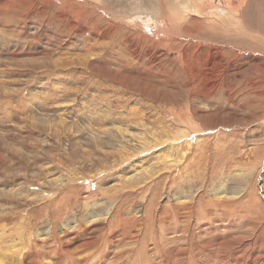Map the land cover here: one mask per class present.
I'll return each mask as SVG.
<instances>
[{"label": "rangeland", "instance_id": "obj_1", "mask_svg": "<svg viewBox=\"0 0 264 264\" xmlns=\"http://www.w3.org/2000/svg\"><path fill=\"white\" fill-rule=\"evenodd\" d=\"M0 1V12L2 13H0V214L5 217L1 223H5L7 227H10L20 225L22 221L32 222L34 227L32 233L40 240H38V244L43 246L45 245L43 244L44 241L42 242L40 237L36 235L37 230L44 232L45 228L51 227V225L54 227L56 224L59 227L61 222L67 219L68 216L74 217L76 223L81 222V219L83 222L85 213L89 210L85 203L91 202L90 208L95 205V207L102 209V213L111 208V202L114 197H120L121 195L120 191L107 190L110 185L119 186L118 177L120 173L113 174L116 167L123 171L127 169L128 165H131L135 172L132 160H137V158L136 168L137 166L144 167L146 165H148V168H153L156 165L155 162H150L147 157L141 158L135 154L119 161H112L111 153L115 151L119 154L120 148H112L107 141L97 144L96 140H93L87 131L83 135L77 130L79 126H84V124L93 125L92 128H95L96 131L103 127H111L112 125L109 123L110 117L106 116L105 119L104 117L105 115L113 114L117 120H120L124 117L121 113L125 111L120 105L144 110L145 106L148 107L147 102H152L151 99L154 101V99L156 100L164 95L169 97L177 96L175 94H178V101L181 98V102H179L183 105L188 93L179 87L185 79L182 71L179 70V66L182 64L181 67H183L184 63V66L190 65L192 62L190 63L187 59L191 60L193 55H195V48L189 45L185 39H189L187 37L190 36L191 32L187 31V29L189 26H196V19H191L194 24L188 22L186 23L187 25L181 26L183 28L181 29L180 27L181 30L178 33L177 30L168 31L170 33L167 31L162 33L159 32L160 26L158 27V23L155 24L153 22L156 20L151 16L146 18V15H142L139 16V20L134 18L127 20V24H130L127 26H123L120 23V17L126 14L125 11L128 8L136 6L137 3L146 8L157 0ZM79 1L82 2L80 3ZM75 4L76 6L80 4L78 5L80 7H76ZM250 4H252V8L249 10L248 15L254 22L257 21L258 27L262 22V18L260 19L259 16L261 11L264 10V0H245L244 5L249 6ZM16 5L19 6L17 7ZM24 5H26V8ZM83 9L87 10L86 13ZM74 11L77 17L72 13ZM89 16L91 18L88 20ZM244 19L247 22L245 17ZM123 20L125 21V19ZM219 23L220 26L209 27L212 29L207 31L209 35L207 38L211 36V39H207L209 41L208 44L199 41L197 43L210 46L213 45L212 43L227 44L229 48L233 47L239 52L242 50L241 53L244 55L242 62L245 61V64L252 67L255 66L259 71L263 72L261 67H264V33L254 30L252 27H246L244 23L238 29L227 27L222 22ZM131 25L136 26V28H132ZM182 31L183 34L188 32L189 35L184 38L186 46L184 45L183 50L177 53L170 39L172 37L178 39ZM227 31L229 33L232 31V33L229 34ZM200 32L201 36L206 33ZM127 39L129 43L126 41ZM168 39L169 42L167 43ZM127 43L128 45L131 44L129 48ZM189 50H192V52ZM254 51L256 52L254 53ZM179 56H182L181 58L183 59H180ZM188 56L189 58H187ZM252 57H255V59ZM54 60L57 61L55 62ZM109 68L111 69L109 70ZM172 68L174 72H172ZM252 70L255 69L253 68ZM178 73L179 75H177ZM254 76L258 82L259 91L262 92L264 89V75L256 73ZM241 77L247 79L250 77V73L243 74ZM178 82L181 84H178ZM112 96L115 99L112 100ZM218 98H214L210 102L215 106L216 104L221 106V104L227 103L226 97L224 99L223 97ZM217 100L220 102L218 103ZM192 102H194L192 103L194 106L204 107L197 99H193ZM107 103H109V106L106 105ZM157 105V103L150 105L148 107L149 111H145L146 113H153V117L150 120L152 122L148 121L147 126L145 125V130L149 129L147 131L149 134L154 131L161 132L160 129H162L157 123L153 122L155 117L160 116L157 114L158 108L155 107ZM239 112L246 116L251 113V110L244 111V109H239ZM209 117L207 116L205 120H214L211 115ZM167 124H169V120L166 121L165 125ZM237 129L242 134L258 128L256 122H251L247 125H238ZM136 130L138 133H144V127ZM248 138L254 139L255 137L253 138V136L249 135ZM130 153L132 154L133 152ZM157 153H159L158 150L154 152L155 155H158ZM221 158L223 157L219 155L216 159L217 162H220ZM127 161L128 163H126ZM97 173L101 174L98 176ZM80 176L84 178L82 180L77 179ZM92 176H95L93 177L95 178L94 182L101 185L103 189L99 196H93L92 192H95V185L89 187V181L93 182V178H90ZM63 178L67 179V181L71 180V185L78 189L80 194H77V200L73 197H68L70 192H66V189L63 190V186L58 185ZM181 187L186 188L187 185L183 184ZM186 191L190 192L191 189L187 188ZM88 195L91 198L87 201L85 197ZM141 204H143L142 201H140V205L138 203V207L141 208ZM59 208L63 209V217L57 221V218L54 217V212ZM103 209L106 210L104 211ZM263 216L264 209L261 206H257L254 211L244 212L243 220L239 222H243L245 225L251 217H256L257 221H260ZM194 220L193 224L196 228L200 225L199 227L202 229L203 224H206L205 222L199 223L196 219ZM9 234L10 232L7 230L5 238L10 237ZM132 235L137 238V242L130 240V243H121L125 249L130 248V245H136V250L129 252V255H131L126 259V264H152L146 260L145 256L142 259L137 256L141 246H145L143 238L144 226L136 225V227H133ZM18 237L19 233H16L15 235L13 234L11 239L17 241L19 240ZM248 238L245 240H248ZM228 239L227 235H224L223 242L225 243L223 245L207 247L204 251V254H206L202 257L204 259L202 262L212 264L218 254L230 255L233 247L237 251L240 248H244L239 253V255L243 256L238 261L241 264H261L264 262V244L259 249L252 250L250 246L245 247V243L241 246L233 244L231 247L232 243ZM6 240L0 239V246L6 243ZM50 242L53 247H47L44 250L39 248V252H41L36 255V259L42 260L43 257L47 264H54L58 258L55 252L59 246L56 249L54 241L51 240ZM251 242L247 241L246 243L249 245ZM121 244L119 247H112V251L117 253L119 248H122ZM76 248L77 246L74 245L70 249ZM97 248L90 250L93 253L95 251V255L98 253L99 255H97L100 256V253L104 251L103 243L99 248V252L96 253L98 251ZM78 249H81V247ZM214 250L217 251V255ZM33 252V254H36V249ZM92 252L85 250L82 253L90 255ZM140 254H143V252H140ZM208 254L209 256H207ZM208 257H210V260H208ZM73 259L70 257V260L73 261ZM152 259L155 261V257H152ZM158 259L161 261L160 258ZM164 262L166 261L164 260L160 264H164ZM9 263L10 261H7V264ZM62 264H64L63 259Z\"/></svg>", "mask_w": 264, "mask_h": 264}, {"label": "bare ground", "instance_id": "obj_2", "mask_svg": "<svg viewBox=\"0 0 264 264\" xmlns=\"http://www.w3.org/2000/svg\"><path fill=\"white\" fill-rule=\"evenodd\" d=\"M244 2L245 0H157L156 2L153 1V4L146 8L137 3L136 6L130 7L125 11L126 14L120 17V23L123 26L130 25L127 24V20L133 18L139 20V16L146 15V18L151 16L156 20L153 22L155 24L158 23V27L160 26L159 32L162 33L170 30H177L178 33L183 28L181 26L188 22L193 23L192 18L196 19L195 27L187 26V31L191 33L187 37L189 39H185L189 45L195 48V55H193L191 60L187 59V61L192 63L186 66H184V63L183 67H181L182 64H179V70L182 71L185 78L179 87L188 93L187 96L184 93L187 99L181 105V98L179 102L178 94H175L177 96L169 97L164 95L158 97L156 100L154 99V101L151 99L152 102H147L148 107L155 103L158 104L155 107L158 108L159 111H156L160 116L155 117L153 122L162 127L160 129L161 132L154 131L149 134L147 132L149 129L145 130V125L147 126L148 121L153 117V113L145 112L148 110L147 106H145L144 110H140V107L137 110L134 107L127 108L123 105H120V107L125 109L124 113H121L124 117L120 120H117L113 114H104V119L106 116L110 117V122H108L111 123V127L108 124L109 128L103 127L96 131L95 128H92L93 125L84 124V126H79L77 131L83 135L87 131L90 137L96 140L97 144L107 141L112 148H120L119 154L115 151L111 153L112 161H119L129 155L135 154L137 157H147L150 162H155L156 165L153 168H148V165L144 167L137 166L136 168L138 158L137 160L132 158L135 172L131 168V165H128L127 169L123 171L117 167L116 169L114 168L115 172L113 174L120 173L118 177L120 183H118V187L110 185L107 190L114 189L115 191H120L121 195L120 197H114L111 202V208L107 210L103 209L106 211L102 213V209L95 207V205L90 208L91 202L85 203L89 207V210L85 213L83 222L81 219V222L76 223L74 217L68 216L67 219L61 222L59 227L56 224L54 227L52 225L51 227L48 226L44 229V232L37 230L36 235L40 237L42 242L44 241L43 244L45 245L43 246L38 244L40 240L32 233V230H34L32 222L21 220L22 224L7 227V224L1 223L5 217L0 214V231H2L0 239L3 241L7 239V242L0 246V264H7V261H10L9 264H47L43 260V257L42 260L36 259V255L41 252H39V248H43V250L47 247L52 248L53 244L50 242L51 240L54 241L56 249L59 246L55 252L58 258L54 264H62V259L64 264H126V259L131 255H129V252L135 251L136 245H130V248L125 249L122 244H126L130 240L137 242V238L132 235L133 227H136V225L144 226L143 238L145 244V246H141V250L137 256L139 259L145 256L146 260L152 264H160L164 260L166 261L164 264H210L202 262L204 260L202 257L206 254H204V251L207 247L211 248L223 245L225 243L223 242L224 235H227L228 241L232 243L231 247L233 244L241 246L245 243V247L250 246L252 250H255L264 244V216L260 221H257L256 217H251L248 221L250 223L247 222L245 225L243 222H239L243 220L244 212L254 211L257 206H261L264 209V89L262 92L259 91L258 82L254 76L256 73L264 75V67H261L262 72L255 66L252 67L245 64V61L242 62L244 57L241 53L242 50L239 52L233 47L229 48L227 44L212 43L213 45L210 46L197 43L199 41L208 44L209 41L207 39H211V36L207 38L209 36L207 31L213 27L220 26L219 22L232 29H238L244 23V26L252 27L254 30L264 33V10L261 11L259 16L260 19L262 18V22L257 27V21L254 22L248 15L252 4L246 6ZM106 3L108 4V2ZM16 6L18 7L19 5ZM24 6L26 8V5ZM72 13L75 15V11ZM244 17L247 19V22ZM90 18L89 16L88 20ZM131 27L136 28L133 25ZM199 30L206 32L202 34L203 37L200 35L201 32ZM183 31L185 32V30ZM183 31L178 39L174 37L170 39L177 53L183 50L185 45L184 38L189 35L188 32L183 34ZM126 41L128 42V39ZM168 42L169 39L167 40ZM176 51L174 50V52ZM189 51L192 52V50ZM185 53L187 54L186 51ZM185 53L184 55H186ZM181 57L180 59H183ZM252 58L255 59V57ZM153 60L155 61V59ZM253 68L255 70H252ZM246 73H250V77L247 79L245 77L242 78L241 76L243 74L246 75ZM175 75L173 74V76ZM173 76L171 77L174 78ZM257 79L259 78L257 77ZM260 83L262 84V82ZM178 84L181 83L178 82ZM218 97H223V99L226 97L227 103H223L224 105L221 104V106H217L216 104L215 106L210 102L212 99ZM113 99L115 98L113 97ZM193 99H197L204 107L200 106L199 108L194 106L192 104L194 103L192 102ZM236 109L238 110L236 111ZM239 109H244V111L250 109L251 113L245 116V114H240ZM210 115L214 120L210 121L207 119L209 121H206V117L210 118ZM163 118L168 119L163 120ZM167 120H169V124L165 125ZM251 122H256L258 129H252L253 131L250 130V132L242 134L237 129L238 125H247ZM140 127H144V133L137 132L136 129ZM249 135L255 138L249 139ZM157 150L159 153L155 155L154 152ZM130 152L133 153L131 154ZM142 155L144 156L142 157ZM219 155L223 158H221L220 162H217L216 159ZM100 174L97 173L98 176ZM93 177L95 176L90 178ZM83 178V176L77 177L80 180ZM92 180L93 182L89 181V187L95 185L96 189L95 192H92L93 196H99V193L103 189L101 185L94 182L95 178ZM183 184L187 185V187H181ZM58 185L63 186V190L66 189V192H70L68 197H73L77 200V194L79 195L80 193L75 186L71 185V180L67 181V179L63 178ZM187 188H190L191 191H186ZM90 198V195L85 197L87 201ZM140 201L143 202L141 208L138 207ZM62 211L63 209L59 208L54 212V217L57 218V221L63 217ZM194 219L199 223L205 222L206 224H203L202 229L199 225L198 229L193 224L195 222ZM7 230L10 232V237L5 238ZM16 233H19V240L17 241L11 239L13 234L15 235ZM246 238L248 240H245ZM247 241L252 242L247 245ZM102 243L104 251L98 256L97 252H99ZM120 244L122 248H119L117 253L112 251V247H119ZM74 245L77 248L70 249ZM80 247L81 249H78ZM93 248H97L98 251L96 253L98 255H95V251L93 253L90 250ZM35 249L37 253L33 254ZM85 250L91 251L92 254L84 255L82 252ZM243 250L244 248H240L237 251L233 247L230 255H217V251L214 250L217 258L216 260L214 259V263L212 264H241L238 261L243 256L239 255V253ZM140 252H143V254H140ZM70 257L74 258L73 261L70 260ZM152 257H155L156 262ZM157 257L163 258L160 261ZM208 260H210V257H208ZM261 264H264V262Z\"/></svg>", "mask_w": 264, "mask_h": 264}]
</instances>
